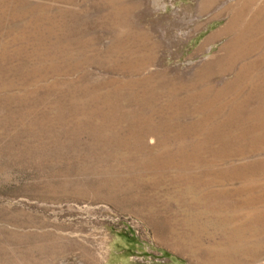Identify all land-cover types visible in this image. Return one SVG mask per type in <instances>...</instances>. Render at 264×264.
<instances>
[{
    "label": "rangeland",
    "instance_id": "obj_1",
    "mask_svg": "<svg viewBox=\"0 0 264 264\" xmlns=\"http://www.w3.org/2000/svg\"><path fill=\"white\" fill-rule=\"evenodd\" d=\"M199 1L0 0V264H108L126 225L150 252L136 264H264V216L238 210L236 181L202 182L212 151L264 163V94L196 110L235 78L201 75L232 0Z\"/></svg>",
    "mask_w": 264,
    "mask_h": 264
},
{
    "label": "bare ground",
    "instance_id": "obj_2",
    "mask_svg": "<svg viewBox=\"0 0 264 264\" xmlns=\"http://www.w3.org/2000/svg\"><path fill=\"white\" fill-rule=\"evenodd\" d=\"M215 7L216 0H200L196 6V11L202 13ZM219 15L225 17L224 25L217 31L210 34V36L201 45V48L204 44L214 39L226 38V41L220 47L213 62L205 66L201 75L208 77L211 74H225L233 72L235 78L232 82L230 81L231 83L228 87L224 86L225 90L222 88L218 90V93L216 92L213 97L199 100L200 104L196 105V110L200 113L205 111L209 115L223 111L225 105L227 104L226 100H228V95H226L225 91L228 92L227 89L229 88L241 91L244 87L250 84V86H254L256 88L259 87L261 93L258 94H260V96L264 94V0H232L216 12L214 17ZM146 54L144 53V56L140 58V60H143V66L149 63L147 58H149L150 55L147 56ZM146 62L148 63L145 64ZM259 72L261 73L258 74ZM192 93H195V91ZM201 94L203 95V93ZM261 108L262 110H258V113L255 111L257 114L254 115V117L257 118V115H260L261 120L259 125L262 126L260 129L263 130L264 105ZM174 110H179V108ZM209 115L205 116L204 121L208 122L210 120L208 118ZM204 121H202V126L205 124ZM194 126L195 125L188 126L189 133H192L197 129L193 130ZM262 130L258 132L255 143L256 146L260 142L262 147H259V143V146L257 145L258 147L254 146L250 149H254L255 151L264 150V131ZM198 133H200L199 131L196 132V134L202 136V134ZM249 151L252 152V150ZM243 155L244 153H242V150L212 151L207 159V163L203 165V169L206 174L203 172L205 176L202 175L204 177L202 182L207 185L214 183L225 185V183H230V181L233 183L236 181L238 183L237 187L240 195L245 196L242 200L241 206L238 207L241 209L238 210H240V212L247 217L248 215L264 216V163L246 165L223 163V160L228 157H238Z\"/></svg>",
    "mask_w": 264,
    "mask_h": 264
},
{
    "label": "crops",
    "instance_id": "obj_3",
    "mask_svg": "<svg viewBox=\"0 0 264 264\" xmlns=\"http://www.w3.org/2000/svg\"><path fill=\"white\" fill-rule=\"evenodd\" d=\"M112 239L108 246V264H136L135 258L139 255L146 256L144 242L140 240L131 226H124L123 228H115L111 230ZM160 259V258H159ZM170 262L165 264H188L187 258L170 259Z\"/></svg>",
    "mask_w": 264,
    "mask_h": 264
}]
</instances>
